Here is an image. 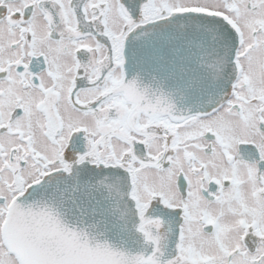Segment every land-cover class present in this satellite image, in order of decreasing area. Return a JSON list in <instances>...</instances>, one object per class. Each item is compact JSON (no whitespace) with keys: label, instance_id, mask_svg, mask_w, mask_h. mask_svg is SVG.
Masks as SVG:
<instances>
[{"label":"snow or ice","instance_id":"obj_1","mask_svg":"<svg viewBox=\"0 0 264 264\" xmlns=\"http://www.w3.org/2000/svg\"><path fill=\"white\" fill-rule=\"evenodd\" d=\"M0 264H264V0H0Z\"/></svg>","mask_w":264,"mask_h":264}]
</instances>
